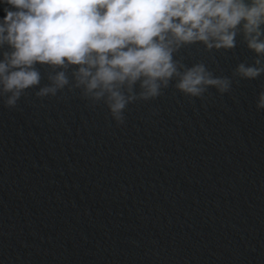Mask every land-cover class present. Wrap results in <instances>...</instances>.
<instances>
[{"label": "water", "instance_id": "water-1", "mask_svg": "<svg viewBox=\"0 0 264 264\" xmlns=\"http://www.w3.org/2000/svg\"><path fill=\"white\" fill-rule=\"evenodd\" d=\"M237 39L179 57L231 77L255 55ZM174 84L122 125L79 90L0 99V264H264V75L203 98Z\"/></svg>", "mask_w": 264, "mask_h": 264}, {"label": "clouds", "instance_id": "clouds-1", "mask_svg": "<svg viewBox=\"0 0 264 264\" xmlns=\"http://www.w3.org/2000/svg\"><path fill=\"white\" fill-rule=\"evenodd\" d=\"M0 99L14 109L30 89L37 98L79 90L107 107L117 125L128 105L155 100L173 81L189 98L209 88L231 91L233 80L264 75V0H0ZM254 53L231 77L203 62L188 66L181 49L200 44ZM179 57V58H178ZM49 70L48 83L41 86ZM256 108L264 110V88Z\"/></svg>", "mask_w": 264, "mask_h": 264}]
</instances>
